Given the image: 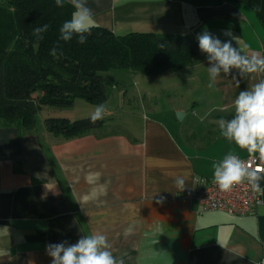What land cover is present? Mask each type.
<instances>
[{
    "label": "crops",
    "instance_id": "1",
    "mask_svg": "<svg viewBox=\"0 0 264 264\" xmlns=\"http://www.w3.org/2000/svg\"><path fill=\"white\" fill-rule=\"evenodd\" d=\"M87 6L95 26L115 35L150 32L198 43L203 31L221 41L231 39L224 35L230 31L264 54V31L248 10L228 2L87 0ZM207 67L205 56L162 74L169 78L163 107L145 103L146 95L143 105L138 96L121 97L120 107L108 106L106 97L103 125L79 135L53 134L44 124L49 117L77 120L75 102L54 107L56 114L32 130L0 125V264H51L49 244H74L95 232L107 235L125 264H264V203L231 216L200 212L192 197L202 179L213 178V163L228 153L248 156L222 137L217 121L231 119L239 92L264 75L237 76L238 86L222 73L209 88ZM177 175H186L183 191L175 188Z\"/></svg>",
    "mask_w": 264,
    "mask_h": 264
},
{
    "label": "trees",
    "instance_id": "2",
    "mask_svg": "<svg viewBox=\"0 0 264 264\" xmlns=\"http://www.w3.org/2000/svg\"><path fill=\"white\" fill-rule=\"evenodd\" d=\"M228 2L243 7L264 31V0H199ZM73 6L64 0H0V125L32 130L36 114L46 106L70 107L77 99L99 105L107 97L101 71L127 70L158 77L205 58L193 40L160 37L150 32L115 35L94 26L84 44L74 35L60 40V27L70 19ZM49 25L43 39L33 30ZM58 46V58L50 50ZM63 55H59V52ZM103 119L90 117L69 121L49 117L50 133L79 135L100 127Z\"/></svg>",
    "mask_w": 264,
    "mask_h": 264
},
{
    "label": "clouds",
    "instance_id": "3",
    "mask_svg": "<svg viewBox=\"0 0 264 264\" xmlns=\"http://www.w3.org/2000/svg\"><path fill=\"white\" fill-rule=\"evenodd\" d=\"M57 7H63L64 0H55ZM121 0H113L114 6ZM73 6L70 19L65 20L60 27V40L70 41L74 35L78 42L84 44L87 33L95 26L94 14L87 6V0H69ZM49 25L44 24L33 30V35L43 39ZM230 40L221 41L208 31L198 34V46L206 54L210 67L208 87L213 88L223 73L232 76L237 85L240 79L257 74L264 75V54L251 51L249 45L234 36L230 31L224 33ZM232 40L238 47H234ZM50 55L58 58V46L50 50ZM63 55V52H59ZM236 70L237 75H233ZM108 114L106 105L99 104L90 116L92 123L103 119ZM220 134L227 141L234 143L239 149L246 151L250 160L264 162V78L241 90L234 100V115L231 119L220 118L217 121ZM213 182L223 192H231L236 186L247 184L254 194L264 195L261 181L264 180V170L253 167L238 154L228 153L223 159L213 163ZM175 188L183 191L186 186V175L174 177ZM257 203H264L258 200ZM47 254L52 258L51 264H125L123 255L113 254L112 245L107 235L95 232L82 236L76 243L61 242L49 244Z\"/></svg>",
    "mask_w": 264,
    "mask_h": 264
},
{
    "label": "rangeland",
    "instance_id": "4",
    "mask_svg": "<svg viewBox=\"0 0 264 264\" xmlns=\"http://www.w3.org/2000/svg\"><path fill=\"white\" fill-rule=\"evenodd\" d=\"M3 1L6 2L8 0H3ZM99 75L101 76L105 85V89L108 97V102H107L108 106L111 105L113 107V104L115 106L119 104L120 107L121 101L119 99H121V97H127L131 102H133L137 100V96L140 97L139 100L143 105L144 103L141 98L144 95L147 96V98L144 100L145 103H147V101L151 103L157 102L160 105H162V107L167 104L166 98L169 97L168 91L165 90L163 92L161 89L165 88V86L167 85L169 81L168 77H164V76H159L157 78L148 77L146 75L139 73L132 74L129 71L122 69L101 71L99 72ZM157 90L159 91V95L154 100L152 99V97H150V95H153ZM75 103H76V107L80 111L78 117H76L77 119L90 117L91 116L90 114H92L91 111H94L96 107L95 105L93 106L92 104H89L88 102L82 99H77ZM134 107L135 105L131 110H135ZM57 109L58 108L50 107V108H46L45 110L39 111L36 114V121L39 123L42 122L43 118L47 116H51V114H54L55 113L54 111H56ZM125 110L127 109H125L124 106H122L120 108V113L121 111L123 112ZM104 122L105 120L103 121V123Z\"/></svg>",
    "mask_w": 264,
    "mask_h": 264
},
{
    "label": "built area",
    "instance_id": "5",
    "mask_svg": "<svg viewBox=\"0 0 264 264\" xmlns=\"http://www.w3.org/2000/svg\"><path fill=\"white\" fill-rule=\"evenodd\" d=\"M242 159L264 170V162L259 161L258 157L255 160H250L249 156ZM192 197L201 204L200 212L221 211L231 216L245 215L259 200V194H254L246 183L236 186L231 192H223L213 182V178L202 179Z\"/></svg>",
    "mask_w": 264,
    "mask_h": 264
},
{
    "label": "water",
    "instance_id": "6",
    "mask_svg": "<svg viewBox=\"0 0 264 264\" xmlns=\"http://www.w3.org/2000/svg\"><path fill=\"white\" fill-rule=\"evenodd\" d=\"M183 115H184V113L181 112V111H177L175 113V117H176L177 120H181L183 118Z\"/></svg>",
    "mask_w": 264,
    "mask_h": 264
}]
</instances>
